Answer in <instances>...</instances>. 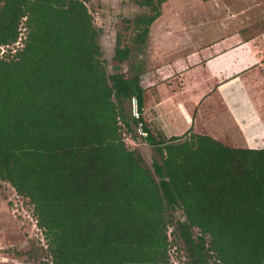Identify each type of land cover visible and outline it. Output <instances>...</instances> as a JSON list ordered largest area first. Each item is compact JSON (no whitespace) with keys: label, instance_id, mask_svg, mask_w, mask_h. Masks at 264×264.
<instances>
[{"label":"trees","instance_id":"trees-1","mask_svg":"<svg viewBox=\"0 0 264 264\" xmlns=\"http://www.w3.org/2000/svg\"><path fill=\"white\" fill-rule=\"evenodd\" d=\"M164 1H138L155 10L148 23ZM21 26L22 46L0 58V177L33 204L52 264H172L171 226L187 264H264V147L156 137L140 72L106 83L84 0H3L0 46L15 45ZM129 55L117 44L113 61ZM132 99V122L160 155L153 174L119 130Z\"/></svg>","mask_w":264,"mask_h":264},{"label":"crops","instance_id":"crops-1","mask_svg":"<svg viewBox=\"0 0 264 264\" xmlns=\"http://www.w3.org/2000/svg\"><path fill=\"white\" fill-rule=\"evenodd\" d=\"M178 1L155 21V65L139 71L146 126L264 147V0Z\"/></svg>","mask_w":264,"mask_h":264},{"label":"rangeland","instance_id":"rangeland-1","mask_svg":"<svg viewBox=\"0 0 264 264\" xmlns=\"http://www.w3.org/2000/svg\"><path fill=\"white\" fill-rule=\"evenodd\" d=\"M138 1L145 0H84L92 15L93 23L98 28L97 40L101 54L97 55L96 60L106 83L109 85L111 80L108 75L111 73L123 72L126 76H130L134 69L145 72L155 65L156 61L151 58L150 52L159 36V29L156 31L155 25L159 15L148 23L147 20L154 15L155 10L149 5L140 4ZM150 1L154 5H158L157 0ZM174 1L165 0L159 6L160 14L164 10L162 23L171 20L168 9ZM2 2L3 0H0V4ZM182 2L181 0L178 1V3ZM228 2L235 5L234 0H228ZM145 28L148 29V32L142 34ZM20 31L15 45L0 46V58L2 53H12L15 46H22L21 38L24 39L26 30L21 26ZM117 44L130 48L128 59L122 63L113 61ZM141 78L144 77L141 76ZM167 78L171 77L168 76ZM176 80L179 82L178 78ZM111 99L116 106L118 105V109L117 98L111 94ZM122 104L124 114L131 123L127 130L126 127L122 126L123 122L118 121L123 141L128 149L134 150L140 156L141 163L153 174V160L159 161L160 155L154 147L144 141L146 133L143 132L140 124L135 125L132 122L130 116L132 114L135 117L138 116L135 100L125 101ZM232 144L227 143L231 146ZM158 179L155 175V180L158 181ZM173 217L175 220L185 219V215L180 210L174 211ZM172 229V226L168 229L169 239L172 243L169 247V255L173 260L184 261L183 242L174 239L171 234ZM48 239L44 229L37 222V216L30 200L19 194L7 180L0 177V264H52ZM203 264H213V261L209 259Z\"/></svg>","mask_w":264,"mask_h":264},{"label":"built area","instance_id":"built-area-1","mask_svg":"<svg viewBox=\"0 0 264 264\" xmlns=\"http://www.w3.org/2000/svg\"><path fill=\"white\" fill-rule=\"evenodd\" d=\"M136 115H137V113H136ZM183 257H184V261H182V260L176 261V260L171 259V257H170V261L172 264H187L186 263V257L184 255H183Z\"/></svg>","mask_w":264,"mask_h":264}]
</instances>
